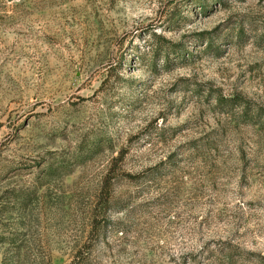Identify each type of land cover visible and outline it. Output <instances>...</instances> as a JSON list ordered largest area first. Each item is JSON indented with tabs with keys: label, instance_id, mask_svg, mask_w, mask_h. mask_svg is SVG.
<instances>
[{
	"label": "rangeland",
	"instance_id": "obj_1",
	"mask_svg": "<svg viewBox=\"0 0 264 264\" xmlns=\"http://www.w3.org/2000/svg\"><path fill=\"white\" fill-rule=\"evenodd\" d=\"M0 264H264V0H0Z\"/></svg>",
	"mask_w": 264,
	"mask_h": 264
},
{
	"label": "trees",
	"instance_id": "obj_2",
	"mask_svg": "<svg viewBox=\"0 0 264 264\" xmlns=\"http://www.w3.org/2000/svg\"><path fill=\"white\" fill-rule=\"evenodd\" d=\"M231 102V104H233V106L234 107H238V106H240V103H239V100H238V98H233V99H220L219 100V103L221 104V103H224V102Z\"/></svg>",
	"mask_w": 264,
	"mask_h": 264
}]
</instances>
